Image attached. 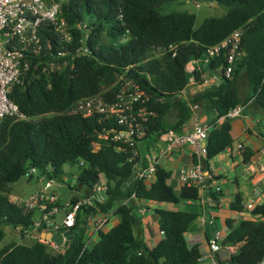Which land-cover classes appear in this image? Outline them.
Segmentation results:
<instances>
[{"label": "trees", "instance_id": "16d2710c", "mask_svg": "<svg viewBox=\"0 0 264 264\" xmlns=\"http://www.w3.org/2000/svg\"><path fill=\"white\" fill-rule=\"evenodd\" d=\"M61 1V15L73 35V44H87L90 56L75 59L73 69L42 75L15 85L9 98L28 118L0 119V241L3 226H25L30 217L9 201L10 184L24 176L30 168L47 177L59 179L66 163L77 166V185L87 192L102 176L108 184V197L100 205L103 211L113 210L117 217L107 231L98 232V240L87 246L89 220L94 207H83L75 216L73 237L60 253L45 244L11 242L0 247V264H201L197 244L189 245L187 233L196 228L199 212L184 209V202L200 200L196 187L181 185L176 191L169 183L171 172L156 166L152 182L138 177L147 163L146 154L154 149L160 136L168 130L181 132L199 106L214 111L206 139L208 161L230 148V119H217L237 105L253 102L264 111V0H201L225 6L219 17H208L194 29L195 15L189 11L163 13L162 6L173 0H56ZM240 29L239 53L233 61L231 78L220 77L217 84L205 86L187 96L181 91L193 75L201 82V73L186 71L192 58H202L207 48ZM42 41L57 45L50 25L41 30ZM173 45L159 57L155 46ZM222 54L203 63V72L213 73L223 67ZM124 79L133 80L148 99L142 106L149 112L145 136L133 148L111 139L98 138L103 128L115 123L70 114L69 109L80 99L101 93L112 99ZM99 141L100 148L93 150ZM251 152L244 151L242 163L250 161ZM194 160V157H193ZM81 162V163H80ZM32 175L29 177L31 178ZM134 194L126 203H122ZM213 203L219 194L210 189ZM138 202V204H137ZM165 205L153 208L162 238L153 247L137 234L140 223L139 203ZM181 208L170 209L167 205ZM230 209L242 212V199L235 195ZM252 218H226L227 234L222 244H240L223 264H257L264 257V201L251 210ZM236 221V222H235ZM208 223L211 235L218 230ZM210 235V236H211ZM218 252L217 258H219Z\"/></svg>", "mask_w": 264, "mask_h": 264}, {"label": "built area", "instance_id": "2783aa9c", "mask_svg": "<svg viewBox=\"0 0 264 264\" xmlns=\"http://www.w3.org/2000/svg\"><path fill=\"white\" fill-rule=\"evenodd\" d=\"M44 25H50L53 29L58 42L56 46L51 40L42 41L40 30ZM240 35L241 30L237 29L220 42L208 47L204 57L190 59L185 66L186 71L189 73H193L194 70L200 71L202 81L196 82L192 75L188 84L198 83L208 86L217 84L216 81L221 76L231 78L233 61L239 53ZM73 40L67 21L61 15V1L0 0V119L4 117H13L16 120L28 119L19 110L17 104L9 98L8 94L15 85L25 86L26 83L42 75L57 74L67 67L73 69L76 58L91 55V49L87 44H83V41L70 49L64 48L66 44H73ZM173 48V45L155 46L151 53L154 57H159ZM220 54L226 60L223 67L217 68L221 69V76L214 72H203V63ZM210 77L216 80L213 81L209 79ZM181 96H185V88L181 91ZM147 99V94L139 88L137 83L124 79L120 90L112 99H105L101 93H97L78 100L69 109V113L80 114L85 118L94 116L99 121L105 122L113 119L115 124L108 129L103 128L98 138L111 139L133 148L137 140L145 136L148 116L153 115L142 106ZM242 108V105H237L229 109L217 121L240 116ZM209 128V124L201 123L195 118L188 130L182 129L181 132L168 130L163 133L160 141L163 142L164 147L161 150L152 149L146 154L147 163L138 172V177L147 183L152 182L159 159L174 148L188 145L191 147L194 161L189 166L179 169L178 179L181 184L196 187L200 198H203L210 189L219 191V186L212 185L203 166L207 156L206 139ZM100 146L99 141L94 142L93 150H98ZM243 152V144H236L235 153L242 156ZM135 155L136 150L133 148L130 160ZM35 170V168H30L25 175L30 177ZM244 170L246 174L262 172L264 164L259 161L248 162ZM39 181L40 189L25 198L9 195V201L16 205L23 214L30 217L27 225L12 228L13 234L17 236L18 244L24 243L25 239H31L30 241L45 244L52 252L60 253L66 248L64 246L65 232L72 229L75 216L81 208H95V214L89 220L90 230L86 245L94 235H98L99 231L107 227L114 216L113 210L103 211L100 208L108 197V184L101 176L87 192H80L68 199L62 198L53 189L54 178L43 174L39 177ZM131 198H134V194L124 199L122 203L128 202ZM254 207V200H249L244 206L248 211ZM48 232L60 234L62 242L57 243L41 236V233ZM222 240L223 237L219 230L212 233L207 239L206 257L215 259V254L220 252L222 247L230 255L235 253L240 246L238 243L222 244ZM212 264L221 263L214 261ZM257 264H264V257Z\"/></svg>", "mask_w": 264, "mask_h": 264}, {"label": "crops", "instance_id": "0c3cea01", "mask_svg": "<svg viewBox=\"0 0 264 264\" xmlns=\"http://www.w3.org/2000/svg\"><path fill=\"white\" fill-rule=\"evenodd\" d=\"M216 82H219V78ZM204 87L205 85L202 86L198 83H190L185 88V96L193 94ZM214 116V111L194 106L192 117L184 125L183 129H190L195 118L201 123L208 124ZM229 119L231 125L230 135L233 139V144L230 148L210 159L206 170L212 185L219 186L220 188L219 191H217L221 194L219 196V201L213 203L207 194L204 195L203 198H200L197 202L199 216L195 220L196 228L186 234L190 246L194 244L198 245L201 252V264H212L214 261L221 263V260L225 258V256L222 257L220 253L219 258H217L215 254L216 260L206 257L208 251L207 239L211 235L207 226L208 223L212 221L214 222V226L219 229V220H225L228 216L233 217L232 213L235 211L230 209V204L234 200L235 195L239 194L241 196L243 208L249 200H254L255 205L264 201V171L246 174L244 170L246 163H242V156L235 153L236 144L242 143L244 151L251 152L249 162L259 161L264 164V111L255 103L248 102L246 105H243L240 116ZM223 121L224 120H219L218 123ZM162 147H164V144L159 140L154 149L161 150ZM193 161L191 147L183 145L166 152L159 159L158 164L171 172L169 183L175 180L176 187H174V189L178 191L182 185L178 179V171L181 167L189 166ZM53 189L57 192L55 186ZM72 191L73 193L71 195L75 196L81 192V189H72ZM11 194L12 193H10V195ZM71 195L64 199L72 197ZM184 203L187 208L195 205V203L189 201ZM139 204L141 205H139L137 211L140 223L137 234L142 237L147 246L153 247L162 238V234L158 228L157 215L154 213L153 208L156 206L165 207V205L155 202H142ZM167 206L175 210L181 208V203ZM238 218H252V215L250 211L243 209L242 212H237V219H234L239 220ZM115 222H117V217L112 216L107 225L108 228L106 227L107 230H109ZM226 234L227 232L225 235Z\"/></svg>", "mask_w": 264, "mask_h": 264}, {"label": "rangeland", "instance_id": "374dc122", "mask_svg": "<svg viewBox=\"0 0 264 264\" xmlns=\"http://www.w3.org/2000/svg\"><path fill=\"white\" fill-rule=\"evenodd\" d=\"M225 10L226 8L223 5H218L214 2H207L201 0H173L170 3L163 5L161 9L163 13H169L174 11H189L193 13L195 15L194 29L198 28L204 19L208 17H219L225 12ZM209 79L213 81L216 80L213 77H210ZM42 175H43L42 172H40L39 170H35L32 173L31 178H29L28 175L22 176L17 181L10 184L11 193L13 195H18L22 198H25L30 193L38 191L41 187L39 177H41ZM76 178H77V166L69 163L64 164L63 174L60 176L59 179L54 178L55 188L57 189V192L62 198L69 197L73 193L72 189L77 188L75 186L77 185ZM101 178L103 177L101 176ZM171 185L173 187H176V181L172 180ZM183 207L184 209L189 211H195L196 209L198 210L197 206H193L190 208H187L185 206ZM232 214L233 217L228 216V218L237 219V212H233ZM218 227H219L218 230L221 232V235L224 237L225 233L227 232V227L225 225L224 219L219 220ZM107 228L105 227L103 231H106ZM3 230H4V236L0 241V247H3L11 242L18 244L17 236L13 234L12 228L5 225L3 226ZM30 240L31 239H25V243H31ZM97 240H98V235L96 234L92 237V240L90 242H87V246L92 245ZM220 254L222 257L225 256L224 259H227L229 256V254L226 252V250L223 247L220 250Z\"/></svg>", "mask_w": 264, "mask_h": 264}, {"label": "water", "instance_id": "95a60500", "mask_svg": "<svg viewBox=\"0 0 264 264\" xmlns=\"http://www.w3.org/2000/svg\"><path fill=\"white\" fill-rule=\"evenodd\" d=\"M215 74H217L218 76H221V69H217L214 71ZM66 235V240L64 241V246L67 247L69 244V241L72 239L73 237V230L70 229L67 232H65ZM41 236L46 238V239H50L53 240L57 243H61L62 242V236L60 234L57 233H41Z\"/></svg>", "mask_w": 264, "mask_h": 264}, {"label": "clouds", "instance_id": "9594fccd", "mask_svg": "<svg viewBox=\"0 0 264 264\" xmlns=\"http://www.w3.org/2000/svg\"><path fill=\"white\" fill-rule=\"evenodd\" d=\"M245 209V208H244ZM251 212V211H250Z\"/></svg>", "mask_w": 264, "mask_h": 264}]
</instances>
